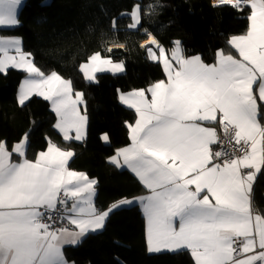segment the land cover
I'll return each instance as SVG.
<instances>
[{
  "label": "snow or ice",
  "instance_id": "obj_1",
  "mask_svg": "<svg viewBox=\"0 0 264 264\" xmlns=\"http://www.w3.org/2000/svg\"><path fill=\"white\" fill-rule=\"evenodd\" d=\"M22 3L0 0V26L20 23ZM213 6L250 8L248 31L229 40L237 55L219 49L209 64L185 56L180 41L169 54L145 29L151 44L142 47L152 61L163 59L167 79L121 96L138 116L127 124L130 144L109 159L149 192L136 201L145 213L149 252L188 250L195 264H264V213L252 196L264 168V0H215ZM141 13L136 6L128 27L141 24ZM9 67L29 74L19 104L42 96L51 101L63 139L84 138L83 93H73L71 80L46 75L20 39L0 38V74ZM80 69L93 81L96 72H123L125 66L96 52ZM28 146L27 133L12 146L0 140V264H75L65 246L103 230L110 214L133 201L97 208V181L69 169L72 150L49 144L28 159Z\"/></svg>",
  "mask_w": 264,
  "mask_h": 264
},
{
  "label": "trees",
  "instance_id": "obj_2",
  "mask_svg": "<svg viewBox=\"0 0 264 264\" xmlns=\"http://www.w3.org/2000/svg\"><path fill=\"white\" fill-rule=\"evenodd\" d=\"M136 6L142 9L141 24L130 28ZM249 15L248 7L243 11L214 7L212 0H27L18 26L0 27V37L20 38L24 52L32 54L46 75L57 72L83 93L88 134L82 143L65 141L54 127L57 116L50 102L42 97L19 104V87L27 74L9 69L0 74V140L12 146L27 133L28 159H35L51 143L72 150L71 168L97 181L99 209L145 195L143 184L109 159L130 143L127 124L137 119L122 104L121 94L147 89L165 79L162 65L151 61L141 48L148 39L142 31L150 32L167 50L180 41L185 56L199 55L213 63L219 49L231 52V37L248 31ZM115 45L126 50L111 55L106 49ZM96 52L122 61L125 72L99 74L95 82H88L80 65ZM104 134L108 144L102 139ZM254 198L255 206L264 213V172ZM66 256L75 264H195L188 251H148L145 217L139 205L115 210L102 231L68 247Z\"/></svg>",
  "mask_w": 264,
  "mask_h": 264
},
{
  "label": "crops",
  "instance_id": "obj_3",
  "mask_svg": "<svg viewBox=\"0 0 264 264\" xmlns=\"http://www.w3.org/2000/svg\"><path fill=\"white\" fill-rule=\"evenodd\" d=\"M26 1L27 0H23V3H22V5H21V7L19 8V10H18V19H19V14H20V12H21V9H22V7L25 5V3H26ZM140 7V6H139ZM16 26H18V25H15V26H0L1 28H12V27H16ZM140 26V25H139ZM139 26H137V27H139ZM145 30V29H144ZM143 30V31H144ZM0 38H4V37H0ZM4 39H17V38H4ZM18 39H20V38H18ZM21 40V39H20ZM21 43H22V40H21ZM22 48H23V43H22ZM144 51H146L145 50V48L143 47L142 48ZM166 49V48H165ZM126 50V48H123L122 50H116V51H125ZM153 50H155V49H153ZM167 50V49H166ZM24 51V50H23ZM168 51V53L170 54V52H171V50H167ZM110 52V54L112 55L115 51L114 50H112V48H111V51H109ZM228 53V52H227ZM231 53L233 54V55H237V53H236V50L234 49V48H232L231 47ZM14 54V53H13ZM103 56V55H102ZM199 56V55H198ZM103 57H105V58H111V57H106V56H103ZM189 57H191V56H189ZM201 57V56H200ZM202 58V57H201ZM112 59V61L114 62V63H117V62H122V61H116V60H114L113 58H111ZM150 59V58H149ZM151 60V59H150ZM202 60L204 61V59L202 58ZM152 61V60H151ZM153 62H156V63H160L161 65H162V68H163V71H164V74H165V79L164 80H166L167 79V74H166V72H165V70H164V67H163V59L161 58L158 62L157 61H153ZM205 62V61H204ZM215 62V61H214ZM213 62V63H214ZM205 63H207V62H205ZM124 64V63H123ZM209 64H211V63H209ZM124 66H125V64H124ZM9 69H16V70H19V71H22V72H25V71H23L22 69H19V68H12V67H9L8 69H7V71L9 70ZM123 72H125V70L123 71ZM123 72H112V71H110V70H104V71H101V72H96L95 73V77H97V75H99V74H103V73H111V74H121V73H123ZM26 73V72H25ZM27 75H26V77L23 79V81L26 79V78H28L29 77V74L28 73H26ZM84 75V74H83ZM84 77H85V75H84ZM85 79H86V77H85ZM88 82H95V80H96V78H95V80H93V81H89L88 79H86ZM23 81H22V83H21V85H20V87H19V93H20V90H21V87H22V84H23ZM255 85H254V89H255ZM77 91H75L74 89H73V93H76ZM135 91H133V92H126V93H123V94H121V96L122 95H124V96H131L133 93H134ZM35 96H38V97H42V96H39V95H36V94H34V95H32L29 99H31V98H33V97H35ZM43 98V97H42ZM28 99V100H29ZM27 100V101H28ZM27 101H25V102H27ZM50 102V104H51V101H49ZM121 102H122V104L125 106V107H127V108H129V109H131V110H133L135 113H136V111H135V109L134 108H132V107H130L128 104H125L122 100H121ZM51 108H52V104H51ZM52 110H53V108H52ZM80 111H81V114H85V111H84V100H83V104H81L80 105ZM136 116H138V114L136 113ZM57 129V128H56ZM58 130V132L61 134V136L63 137V133L59 130V129H57ZM87 134H88V119H87V125H86V130H85V136H84V138L82 139V140H80V141H77V142H80V143H82V142H84L85 140H86V138H87ZM72 135L74 136L75 135V132H73L72 133ZM66 141V140H65ZM67 141H76V140H74V139H72V140H67ZM106 142V141H105ZM51 144H54V143H51ZM130 144V143H129ZM56 145V144H55ZM62 149V148H61ZM65 150V149H64ZM74 158V156L69 160V162H68V167H69V169L70 170H73L72 168H71V161H72V159ZM14 159H17L16 157H14ZM119 168H121V167H119ZM122 169H125V170H127V171H129L130 173H132L129 169H127L126 167H123ZM75 171V170H74ZM263 172H264V168H262V170H261V172L260 173H257V175H256V179H255V181H254V183H253V193H252V196H253V203H254V208L255 209H257V207L255 206V189H256V186H257V183H258V181H259V178L261 177V175L263 174ZM133 174V173H132ZM87 175V174H86ZM134 175V174H133ZM88 176V175H87ZM135 176V175H134ZM89 177V176H88ZM90 178V177H89ZM92 179V178H91ZM138 179V178H137ZM144 186V185H143ZM144 188H145V186H144ZM95 189H96V196H95V198H94V201H95V204H96V198H97V184L95 185ZM145 190H146V193H145V195H141V196H139V197H143V196H146V195H148L149 194V192H148V190L145 188ZM139 197H136V198H134V199H130L131 201H133V203H131V204H127V205H123V206H121L120 208H122V207H130V206H133V205H139L140 206V208L142 209V206H141V204L139 203V202H136L137 201V198H139ZM71 203V202H70ZM258 210V209H257ZM142 211H143V209H142ZM259 211V210H258ZM260 213H263L262 211H259ZM143 214H144V217H145V213H144V211H143ZM71 227H73L74 228V226H71ZM145 227H146V217H145ZM100 231H102V230H99V231H97V232H100ZM96 232V233H97ZM84 240V239H83ZM77 246V245H76ZM68 247H71L70 245H66L65 246V249H64V251H65V255H66V249L68 248ZM184 251H188V250H184ZM164 252H167V251H162L161 253H164ZM189 253H190V251H188ZM151 253V252H150ZM153 254H159V253H153ZM67 257V256H66ZM193 258V257H192ZM193 260H194V258H193Z\"/></svg>",
  "mask_w": 264,
  "mask_h": 264
},
{
  "label": "bare ground",
  "instance_id": "obj_4",
  "mask_svg": "<svg viewBox=\"0 0 264 264\" xmlns=\"http://www.w3.org/2000/svg\"><path fill=\"white\" fill-rule=\"evenodd\" d=\"M213 1V0H212ZM214 3H215V0L213 1ZM213 3V4H214ZM144 34H145V31H142ZM152 37H155V36H153L152 35ZM156 38V37H155ZM157 39V38H156ZM159 42V41H158ZM160 43V42H159ZM151 44V39H150V37L148 36V39L147 40H145L142 44H141V48H143L142 47V45H145V46H147V45H150ZM160 45H161V43H160ZM110 48H112V50H114V51H116V50H122L123 48H125V46H123V45H115V46H112V47H110Z\"/></svg>",
  "mask_w": 264,
  "mask_h": 264
},
{
  "label": "built area",
  "instance_id": "obj_5",
  "mask_svg": "<svg viewBox=\"0 0 264 264\" xmlns=\"http://www.w3.org/2000/svg\"><path fill=\"white\" fill-rule=\"evenodd\" d=\"M218 134L220 135V137H221V139L222 140H226V137L224 136V133H223V131H222V129H220L219 127H218ZM233 145H234V142H233ZM233 145H229V144H225V147L226 148H228V147H232ZM214 147H216V146H214ZM217 150H219L218 148H217ZM247 171V170H246ZM71 202V200H69V203ZM57 226H59V225H57ZM70 226V225H69ZM71 227V226H70Z\"/></svg>",
  "mask_w": 264,
  "mask_h": 264
},
{
  "label": "rangeland",
  "instance_id": "obj_6",
  "mask_svg": "<svg viewBox=\"0 0 264 264\" xmlns=\"http://www.w3.org/2000/svg\"><path fill=\"white\" fill-rule=\"evenodd\" d=\"M213 1H214V0H213ZM213 3H214V2H213ZM29 100H30V99H29ZM29 100H28V101H29ZM28 101H27V102H28ZM27 102H25V103H27ZM25 103H24V104H25ZM24 104H23V105H24ZM108 143H109V141H106V144H108Z\"/></svg>",
  "mask_w": 264,
  "mask_h": 264
}]
</instances>
